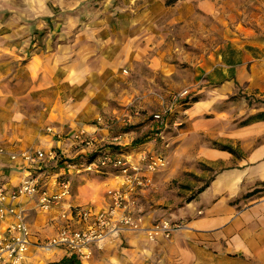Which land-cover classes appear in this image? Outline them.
I'll use <instances>...</instances> for the list:
<instances>
[{
  "label": "rangeland",
  "instance_id": "1",
  "mask_svg": "<svg viewBox=\"0 0 264 264\" xmlns=\"http://www.w3.org/2000/svg\"><path fill=\"white\" fill-rule=\"evenodd\" d=\"M52 1L8 0L7 14L9 18L18 16L25 26L42 18V7L53 15L72 14V20H54L51 29L57 31L59 23H66L67 30L59 31L68 35L65 40L79 33L84 46V125L76 122L75 127L84 128L94 142L75 159L66 158V163L75 168H67L62 160L55 167L41 164L42 169L47 174L61 170L68 173L71 202L78 185L72 176L108 178L103 184L93 182V190L102 189L108 203L97 206L93 200L87 204L100 209L110 203V191L120 179L85 172L80 163L102 151L132 154L134 161L138 158L136 152L151 151L165 158L166 167L154 174L150 187L139 193L136 211L150 221H183L181 213L188 199L195 196L196 200L201 187L209 184L208 190L222 179L226 163L233 165L238 160L233 156H228L227 162L226 158L211 159L208 152L219 151L213 142L232 147L237 155L242 154L240 146L246 151V136L252 146L264 143V134L253 135L257 128L246 134V126L242 127L250 115L264 110V93L261 97H254L253 91L246 95V86H242L234 95L220 98L216 88L202 79L205 67L237 63L243 51L264 53V0H59L56 6ZM17 29L18 35L9 38V43L32 41L43 47L46 39H52L54 45L60 37L43 30L30 38L25 37L26 27ZM236 44L240 48H235ZM250 44L262 45L263 50ZM81 88L70 92L74 99L82 95ZM184 91L186 97L174 102L173 97ZM193 99H207L210 105L201 108L200 104L196 109ZM154 115H160L161 120L155 121ZM97 118L105 123L100 125ZM47 127L53 126H44V134ZM81 181L84 183V179ZM81 191L84 194V189ZM30 220L33 223L32 216ZM48 237L45 231L40 239ZM117 244L95 250L84 264H120L121 260L123 264H134L135 251L127 249L135 250L136 244L125 245L124 240ZM141 253L144 263L160 264L159 259L153 260L150 249ZM101 256L107 257L103 261ZM56 257L32 248L23 264H46Z\"/></svg>",
  "mask_w": 264,
  "mask_h": 264
},
{
  "label": "crops",
  "instance_id": "2",
  "mask_svg": "<svg viewBox=\"0 0 264 264\" xmlns=\"http://www.w3.org/2000/svg\"><path fill=\"white\" fill-rule=\"evenodd\" d=\"M46 2L43 3L44 7ZM59 2L52 1V5L56 6ZM7 5L8 0H0V149H4L0 154V177L7 187H15L26 168L20 158L12 161L10 155L58 149L64 153L65 159L77 157L70 145L57 143L51 135L44 134L42 129L44 126H53L60 130L59 133H67L77 123L84 125V88H81L85 80L84 46L79 33L65 40L68 35H62L59 31L67 30L66 23H59L57 31L51 29L54 20L64 17L72 20V14L53 15L50 10L42 7L43 13L39 16L43 19L37 18L25 26L18 16L9 18ZM18 27H26L25 37L40 35L38 31L43 30L51 31L49 35L60 37L54 41V45L52 39H46L43 47L32 41H24L21 45L9 43V38L18 35ZM250 46L263 50L259 44ZM235 48H240V44H236ZM204 69V83L215 87L220 98L234 95L236 88L239 90L242 86H246V95L253 91L254 97H261V93H264L263 52L260 55L246 50L237 63H216ZM77 87L81 88L82 95L74 99L70 92ZM200 104L203 106L201 108L210 105L207 99ZM254 127L258 131L255 130L253 135L264 134V122L247 125L246 134ZM47 138L49 141L44 142ZM235 138L240 139L237 135ZM248 138L246 136V151L240 146L242 158L233 165L226 163L222 179L184 207L181 213L183 218H180L183 219L184 229L174 233L170 240L154 243L146 242L138 234L124 237L125 245L136 244L135 250L127 249L135 251L132 259L134 264H147L141 260L140 255L146 249L151 250L153 260L159 259L160 264H264V187L261 186L264 183V143L252 146ZM208 155L211 159L226 158V162L230 159L228 156L232 157L227 152L214 150L209 151ZM25 165L28 171H32L34 165ZM103 174L114 176L111 171ZM74 178L78 185L73 204L87 205L93 203V200L97 206L108 203L102 189L93 190L96 189L94 181L103 184L108 178H88L86 174L72 176ZM83 179L84 183L81 181ZM254 189L259 192L245 197ZM20 205L25 210L33 241H42L40 238L45 231H48L50 237L53 236L61 225V221L56 219V210L42 214L34 209L33 201L27 200L21 201ZM30 216L33 217V223ZM2 226L0 221V231ZM35 230L40 233L36 234ZM55 254L57 257L49 261L55 262L65 256L59 251L51 253V256ZM106 257L100 258L104 261ZM119 263L123 264V261Z\"/></svg>",
  "mask_w": 264,
  "mask_h": 264
},
{
  "label": "built area",
  "instance_id": "3",
  "mask_svg": "<svg viewBox=\"0 0 264 264\" xmlns=\"http://www.w3.org/2000/svg\"><path fill=\"white\" fill-rule=\"evenodd\" d=\"M187 92L178 93L174 102L185 98ZM160 121V115H154ZM100 125L105 122L97 118ZM47 134L59 144L70 145L78 157L85 149L93 146L94 139L82 127L71 128L64 135L54 127L46 128ZM4 149H0V154ZM137 161L132 154L110 151L98 152L90 160L79 165L85 172L100 174L111 171L119 178L118 185L110 191L111 201L105 208L96 209L91 205L71 202V184L68 173L59 171L47 174L41 164L57 166L62 160L67 168L64 153L58 149L25 151L19 155H10V160L17 158L26 168L23 177L15 187H7L0 177V264H23L32 248L45 254L57 251L65 256H75L81 264L91 259L95 250L105 245L123 241L128 234L142 235L148 242L170 240L174 233L184 229L181 220L161 219L150 221L136 211L137 196L152 185L154 174L166 167V160L161 155L142 149L136 152ZM25 164L34 165L32 171ZM36 170V171H35ZM39 171V172H37ZM33 201L34 209L42 214L56 210L61 225L50 238L33 241L30 225L26 219L21 201Z\"/></svg>",
  "mask_w": 264,
  "mask_h": 264
},
{
  "label": "trees",
  "instance_id": "4",
  "mask_svg": "<svg viewBox=\"0 0 264 264\" xmlns=\"http://www.w3.org/2000/svg\"><path fill=\"white\" fill-rule=\"evenodd\" d=\"M171 3L176 2L177 0H170ZM199 102L198 99H193L191 101L192 104ZM186 103V102H184ZM187 109V108H186ZM254 122H264V110L257 112L253 115H250L248 120H246L245 122L242 123V127L247 126L249 124H252ZM213 147L219 151L222 152H227L228 154L232 155L233 157L237 158V159H241L242 158V154L239 153V155L236 154V151H234L232 149V147L230 146H222V145H218L217 143H212ZM140 148V147H139ZM138 148V149H139ZM137 151V150H136ZM92 158V157H91ZM89 158V160L91 159ZM209 186V184L204 185L203 187H201L198 191L197 194L202 193L207 187ZM262 187H264V183L261 184ZM257 192H259L258 189H254L252 192L248 193L245 197H250L254 194H256ZM195 198V196L191 197L190 199H188L187 203H190L193 199ZM46 264H81V262L73 255L70 256H63L60 260L55 261V262H48Z\"/></svg>",
  "mask_w": 264,
  "mask_h": 264
},
{
  "label": "bare ground",
  "instance_id": "5",
  "mask_svg": "<svg viewBox=\"0 0 264 264\" xmlns=\"http://www.w3.org/2000/svg\"><path fill=\"white\" fill-rule=\"evenodd\" d=\"M193 106L198 109V107L200 106V102L194 103Z\"/></svg>",
  "mask_w": 264,
  "mask_h": 264
}]
</instances>
